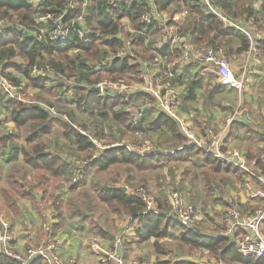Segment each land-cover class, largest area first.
I'll list each match as a JSON object with an SVG mask.
<instances>
[{"label": "trees", "instance_id": "trees-1", "mask_svg": "<svg viewBox=\"0 0 264 264\" xmlns=\"http://www.w3.org/2000/svg\"><path fill=\"white\" fill-rule=\"evenodd\" d=\"M66 2L67 0H52L49 4L36 8L31 0H0V19L16 17L18 23L25 28L9 26L0 31V66L2 70L14 69L24 77L23 80H19L15 75L7 72L5 74L8 78L15 84L22 83V92H27L29 88L50 91L54 97H57L56 103H59L58 89L55 92L53 85L46 88V82H50L51 75L45 70L50 69L56 74L62 73L67 78L75 77V84L70 89L72 90L71 94L67 100L61 101L65 105L69 103L68 105L74 106L79 111L108 116L115 125L123 127L130 134L139 131L166 130L171 134L173 142L165 153L159 152L161 150L149 149L143 151L142 154H137L128 151L125 145H115L117 142L115 139L103 138L100 130L95 128L93 136L87 134L99 140L102 145H107L106 148L101 149L90 141L87 135L82 134V129L71 121L50 115L35 102L23 103L15 99H7L6 105L10 107L9 120L18 132L27 128L29 131L27 140L33 142L30 148L21 147L19 151L22 165L18 171L19 177L23 181L16 180L10 173L7 177V187L0 190L5 206L11 210L13 215H18V200L28 197L29 200L34 201L32 194L34 190L41 189L44 192L47 187L52 190L50 197L53 205L59 215L61 213L63 202L54 196V192L59 190L61 183L67 177L66 170L74 163L67 161L59 152H50L43 142L38 140L39 137L51 133L55 128H58L64 138L67 137L74 145L79 155L81 154V157L87 160L84 166L95 170L105 171L113 165L125 164L129 167L128 170L149 171L160 165L195 161L199 157L201 158L204 190L208 194H212L216 188H219V183L229 182V177L232 174L237 173V179L244 176L241 170L230 165H223L202 149L195 145H188L186 137L179 130L177 121L168 114L156 113L145 125H142L143 118L133 123L130 113L123 109L125 103L120 96L101 95L98 92L90 91L89 89L102 79L126 84L129 80L138 77L141 69L137 64H132L130 57H114L109 60L107 65L98 70H93L89 66L92 63H100L111 54H116L125 44V38L120 39L116 36L119 31L123 32V27L120 22L113 21V15L110 16V20L99 22L97 25L91 23L85 16V24L89 30L87 36L80 37L73 34L69 39L63 41H54L43 36L36 28L35 18L47 16L50 13L58 14ZM172 2L190 3L188 12L192 15L185 31L191 32L190 36L193 38L191 43L194 47L217 48L219 47L216 44L217 37L221 39L232 36L236 32L235 28L225 26L217 16L208 11L200 0H153V4L158 10L165 9L166 5ZM211 3L213 6L219 7L218 9L225 16L235 21H244L253 16L249 6L250 0H218L217 2L211 0ZM262 4L264 6V0H262ZM146 5V0H138L139 8L132 15L133 28L136 30H141L143 25H148L140 22V15L149 10L145 9ZM114 6L115 3L108 8L111 9ZM39 10L40 12H38ZM228 10L229 13H227ZM73 15L74 12L70 11L64 17V22L72 18ZM173 17L174 13H171L169 22L173 21ZM260 25L257 28L263 30L264 33V28ZM27 31H32L34 34ZM181 31L183 32L182 28ZM104 35L106 36L103 37ZM238 40L240 46L237 53L245 52L249 48L248 39L244 34H241ZM102 45L104 49H102ZM256 46L259 55L264 60V39L258 40ZM130 74H134V77ZM3 95L0 90V99ZM137 97L149 98L151 103L154 101L148 94H138ZM47 104L56 105L50 102ZM67 112L73 118V110L69 109ZM233 126L234 124L231 129ZM81 127L86 129L85 125H81ZM12 137V133L0 136V149H5ZM125 137L128 141L132 140L131 135ZM228 138L229 136L226 137L225 143ZM245 154L248 161L253 162L254 168L264 177V151L257 152L247 147ZM30 172L32 185H27L25 181ZM72 172L73 170H71ZM122 187L121 185L96 183L92 191L94 202L103 204L110 215L119 218L127 217L136 222L137 226L139 225L136 233L140 241L154 238L152 245L156 256L155 264H197L182 260L175 262L160 260L167 251L166 245L161 240L168 237L169 233L174 230L179 233V248L184 253L206 250L210 256L224 264H264V256L244 257L236 251L233 244L229 243L228 238L203 235L197 226L194 229L181 226L165 214L169 209L166 200L161 201L156 198L155 211H148L139 194L128 193ZM74 210L80 216L81 221L86 222L95 234L104 238L111 236L110 231L104 229L92 215L81 211L79 207H74ZM262 234H264V223ZM0 264H12V262L8 258L0 256Z\"/></svg>", "mask_w": 264, "mask_h": 264}, {"label": "built area", "instance_id": "built-area-1", "mask_svg": "<svg viewBox=\"0 0 264 264\" xmlns=\"http://www.w3.org/2000/svg\"><path fill=\"white\" fill-rule=\"evenodd\" d=\"M85 1L82 0L81 5L78 4L75 6V0H67L58 14L50 13L47 16H37L35 18L36 28L43 36L54 41L67 40L73 34L80 37L87 36L89 30L85 24ZM107 2L114 4L115 0H107ZM200 2L208 11L217 16L225 26L234 27L246 36L249 41V48L247 49L248 57L258 55L256 42L263 39L264 33L257 28L253 16L244 21H235L225 16L217 7L213 6L211 0H200ZM70 11H73L74 15L64 22V17ZM158 16L155 10L149 9L140 15V22L150 24L153 20H157ZM9 26L25 29L18 23L15 17H4L0 19V30ZM159 27L164 30V36L167 41L180 50L181 54L178 60L201 64L205 70L212 73L215 80L209 78L207 81L210 92L220 84L231 85L237 88L243 85L244 79H237L229 69L222 54V47L213 48L207 46L205 48H196L191 43L192 37L184 35L181 29L174 31L167 30L166 25L163 23ZM130 45L131 41L126 40L124 46L116 54H111L100 61V63H92L89 66L93 70H98L102 66L107 65L109 60L114 57H130L134 62L137 59L129 49ZM168 59L169 57L167 55L157 56L154 59V62L158 61L157 63L162 68L161 73L158 74L152 73L148 69V65L143 64L141 73L138 75L139 81H142L139 86H124L122 83L110 82L106 79H102L94 86L99 88L98 93L101 95L109 94L120 96L125 103L124 109L130 113L133 123L140 120L146 109H150L155 113L162 112L168 114L177 121L179 130L186 137L188 145H195L216 158L223 165L233 166L243 172L244 176L242 177V181L238 183V187L245 194L248 202L255 203L254 205L257 207L253 211H244L240 207L239 201L236 200V196L233 197L230 200L228 208L223 213L220 223L221 230L217 236L228 238L229 243L233 244L236 251L244 257H262L264 256V236L261 233V226L264 223V177L254 168L253 162H248L242 150L235 147H225L223 143L231 123L236 121L240 116H243V114H246V109L243 107L235 108L226 118L225 123L219 127L218 131L213 132L206 129L202 137H195L190 125L185 122L183 117L175 113V108L179 101V93L172 83L173 70L171 67L176 61L169 62ZM45 71L51 75L50 81L58 89L60 102L67 100L72 91L70 89L75 84V77L67 78L62 73L56 74L50 69H46ZM22 89V83H13L0 66V90L4 96L7 99L23 101L20 97ZM138 94H148L154 101L136 107L134 105L136 98L133 97ZM35 103L43 107L50 115L69 121L66 114L59 112L55 106L40 102ZM81 133L87 135L90 141L98 147H102L99 140L83 131ZM127 148L135 150L137 154L149 150V147L140 150L130 144L127 145ZM85 162L76 161L74 163L77 169L74 170L71 177L73 183H77L82 178ZM138 190V194L145 202L147 210L155 211L156 207H154L151 199L146 197L145 192L141 188ZM169 197L170 207L165 214L181 226L193 229L196 219V210L193 205L185 202L182 193L177 190L172 191ZM51 211L50 217L54 219L56 212ZM43 228L46 232L44 237H37L32 229H27L25 232L27 244L22 251H16L10 246L12 241L10 224L0 213V256L9 258L12 264H31L35 260H39L42 264H73L71 259L63 260L60 257L59 249L62 241L58 236L54 235L52 223L46 222ZM239 230L243 231L244 234H241ZM89 247L94 254L98 255L100 264H128L122 255L121 236L119 234L109 246H102L97 241H93L89 244ZM130 264H137V261H133Z\"/></svg>", "mask_w": 264, "mask_h": 264}, {"label": "crops", "instance_id": "crops-1", "mask_svg": "<svg viewBox=\"0 0 264 264\" xmlns=\"http://www.w3.org/2000/svg\"><path fill=\"white\" fill-rule=\"evenodd\" d=\"M146 1H147V6L145 9L155 10L159 16L157 20L152 21L150 24L143 25L141 30L134 29L132 21H131V25H124V23H122L125 15L124 4H122L121 6L115 4V6L110 9L111 12L113 13L111 14L107 12L102 20L104 22L108 21L110 20V16L113 15V21L121 22V25L123 27V32L119 31L116 36L120 39L125 38L126 40H128V36L132 37L131 40L129 39L131 41V45L129 49L131 51L134 50V52L137 54L142 52L139 51V49L142 48V46H144L143 41H146L148 38L151 37L152 39L151 45L147 46L149 52L147 54L148 58L146 60H140L138 58L139 60H134V62L132 60V64H137L141 69V65L143 62V64H145L146 66L148 65L149 67L148 69L152 73L158 74L161 73L162 68L157 63L158 61L154 62V59L157 56L159 57L161 55L162 56L167 55L169 57L168 59L169 62L176 61V63L171 67L173 70L172 83L176 87L179 93V102L177 107L175 108L176 114H178L180 117L182 116L185 119V122H187L189 125L191 123L190 117L196 115L193 123L197 127H200V130L202 131L203 134L204 130L206 129L211 131L214 130L213 132L218 131L219 127H221V124L224 123L226 118L232 113V111L235 108L243 107L246 109L245 110L246 114H243V116H240L236 121L231 123L223 141L224 146L236 147L237 144L241 143V147H238V149L242 150L244 153L246 152L247 147H250L257 152L259 150L264 151V60L263 57L259 55V53L257 56L248 57L247 50L242 53H237V50L240 46L238 38L243 33L236 28H235L236 32L232 36L224 37L221 39L220 37H217L216 44L222 47L223 49L222 54L223 57L225 58V61L227 62V65L229 66V69L232 71V73L237 79L243 78L244 82L240 88L231 85L220 84L215 90H213L214 92L211 91L213 92V94H211V92L208 89L207 81L209 78L214 77L212 73L205 70L201 64L194 62L189 63L178 60L181 54L180 50L175 48L169 41H167V39L164 36V33L162 32V29L159 27V25H162L163 23L164 25H166V28L171 27L175 30L182 28L183 34L186 36H190L191 32L189 30L185 31V27L190 21L192 15L190 12H188L190 3L184 4L181 2H172L166 5L165 9L158 10L156 6L153 4V0H146ZM34 2L37 3L38 1L37 2L34 1ZM126 2H130L131 4L135 5L136 3H138V0H126ZM35 3L32 4L36 8H38L39 6L38 4L40 3L36 5ZM260 5L261 7L263 6L262 0H260ZM88 9H89V3L87 2L86 13H85V16L87 17L89 14ZM106 11H109V9L107 8ZM116 13H118L119 15H117ZM171 13H174V17H173V21L169 22V16ZM260 26L264 28V25H260ZM155 33L160 35V37L158 38V42H156V38L155 40L153 39ZM153 41L156 46L155 45L153 46L152 44ZM192 66L194 68H192ZM8 72L11 73L10 69H8ZM130 76L134 77V74H130ZM16 77L19 78V80L24 79L22 75L20 76L17 75ZM50 82L49 81L46 82V88L52 87L51 86L52 83ZM53 87H54V91L56 92L57 88L55 86ZM133 98H136V100L141 99L138 98L137 96ZM6 101L7 98L3 95V97L0 99V102H3V107L5 108L4 111L5 116L9 119L10 107L6 105ZM148 110L150 111V113L148 114L153 113L154 114L153 116L156 115V113L153 112L152 110L146 109L144 110L140 120L143 118L145 112ZM8 119L7 121L5 120L1 121L2 124L7 127L3 128L0 125V132H1L0 136L6 133L8 134L12 133L11 128L12 126L14 127V125ZM232 124H234V126L231 129ZM208 125H210V127H214L215 129L207 128ZM190 127L193 132L194 131L193 126L190 125ZM227 136H229V138L227 140V143H225V139ZM129 144L131 146H134L132 143L129 142L115 143V145H125L126 148L127 145ZM106 147L107 145H102L101 149H104ZM127 150L136 153L135 150L133 149L127 148ZM49 151L53 152L52 150ZM159 152L165 153L163 151H159ZM0 153L2 154V156L6 157L5 161L2 162L3 165L2 168H0V170L2 169L3 171V174L4 172L6 174L5 184H3L4 182L3 183L1 182L0 184V190H1V188L7 187L8 184L7 177L10 173L14 175V178L16 180L18 181H23V180L20 179L19 175L18 177L15 176L14 172H11L10 170V169L14 170V168L19 170L20 167L17 166H20L22 164V157L19 154V151L16 150L15 146L13 147L11 146V141L8 142V145L5 149H0ZM1 154H0V159L2 158ZM60 155L62 157H66L61 153ZM66 159L67 161L71 162L69 158ZM14 162H17L16 166H13ZM236 174L237 173L232 174L229 177V182H221V183H224L225 185L224 189L226 196H228V198L231 197V199L236 196V200H238L241 205L240 207L245 211V208H247V206H252L255 203L250 201L248 202L245 194L238 187V183L242 181V178L237 179ZM2 175H0V178L2 177ZM27 179H30L29 175L27 176ZM25 182L29 184L27 180ZM221 183H219V188ZM45 190L46 192L45 191L43 192V190L41 189H35L34 192L32 193L34 197V201L29 200L28 197L18 200L17 201L18 215H13L11 210L5 206L2 197L0 195V213L10 224V230L12 236V241L10 243V246L12 249L16 251H22L24 249L25 245L27 244L25 238L26 228L32 229L37 235V237H44L46 232L43 228V225L46 224V222H48V223H52L54 235L58 236L62 241L61 247L59 249L60 257L63 260L71 259L73 261V264H100L98 261V256L94 254L89 248V244H88L89 239L94 236H96L97 238L99 237V241L102 244H104L105 246H109L110 243L116 237H118V234L121 236L122 255L126 262H129L127 261V259H130L133 253H139L141 258L144 259L143 263L141 264L156 263V256L154 252V247L152 245L154 242V238H150L149 240H145V241H140L137 238V233H136V229L138 228L139 225L137 226L136 222H133L130 218L127 217L119 218L115 215L109 214V218L113 219V223L115 224L113 229H110L111 225L106 226L104 224L107 221V216H106L104 221L101 220L102 221L101 225L103 226L104 229L110 231L111 236L108 238H104L98 234H95V232L89 228L86 222L81 221L80 216L78 215V213L75 212L74 208L70 205L69 202H68V208H63L61 210L60 215L59 212L57 211V215L55 216V218L51 219L50 213L52 212L51 211L52 206L49 209V203L53 205V202L49 198L50 197V193L48 194L49 187H47ZM218 190L216 188L213 191V193ZM57 192L59 197L61 198V201L64 202L70 193L75 192V188L68 190V188L61 186L59 188V191ZM48 199L50 200V202L48 201ZM165 200L166 199H162V201ZM166 202L168 203L167 200ZM224 202L226 203V199H224ZM256 207L257 206L254 205L252 209L249 211H253L254 208ZM217 208L219 207L217 206ZM83 212H85L86 214H90L84 210ZM96 220H98V218ZM197 220H200L199 215L197 217ZM211 221L215 227V228L214 227L211 228H214V230L208 231L204 229L202 234L210 237H218L217 236L218 227L216 226L217 219L211 216ZM262 231H263V224L261 226V232ZM173 232H177V233L173 234ZM239 232L241 234H244L243 231L241 230H239ZM171 235H177L178 246H179V233L177 230L171 231L168 237L164 238L161 241L166 245V247H168L166 241L169 240ZM144 247L147 248L146 251H144ZM149 249H151V253L149 252ZM148 252L150 256L147 259ZM180 252L181 251H179V253ZM129 254H131L130 257L128 256ZM211 258H212L211 260L214 259L217 262L216 264H224L220 260H216L213 257ZM160 260L168 261L167 258H161ZM177 260L190 261V262H195L197 264H209L207 262L206 263L197 262L195 259L194 260L188 259L186 257H180L175 261ZM33 263L42 264V262H40L39 260H35L31 264Z\"/></svg>", "mask_w": 264, "mask_h": 264}, {"label": "rangeland", "instance_id": "rangeland-1", "mask_svg": "<svg viewBox=\"0 0 264 264\" xmlns=\"http://www.w3.org/2000/svg\"><path fill=\"white\" fill-rule=\"evenodd\" d=\"M34 1L36 2L38 1V2L35 3ZM51 1L52 0H31V2L35 3V5L40 3L38 4L40 8L46 4H49ZM214 1L217 2L218 0H214ZM85 2L86 4L87 2L89 3L88 18L91 21V23H93L94 25L95 24L97 25L99 22H101L104 18V15L107 12L111 14L113 13L108 8L111 4H108L107 0H86ZM81 3L82 1L78 2L77 0H75V6H77L78 4L81 5ZM115 4H117L118 6H121L122 4H124L125 15H124V20L122 21V23H124V25H131L132 15L139 8L138 3L133 5L130 2H126V0H115ZM249 6L252 9V12H253L252 15L255 19L256 25L258 26L260 24L261 25L264 24V6L261 7L260 0H250ZM107 8L109 9V11H106ZM38 12H40V10ZM227 13H229V10L227 11ZM116 14L119 15L118 13ZM15 19L18 21L16 17ZM167 30L174 31L175 29L171 27H167ZM260 31L263 32V30L261 29ZM27 32L30 34H33L32 31H27ZM162 32L164 33V30H162ZM105 36L106 35H104L103 37ZM159 37L160 35L155 33L153 39L155 40L156 38V42H158ZM131 38L132 37L128 36V40L129 39L131 40ZM151 42H152L151 37L148 38L146 41H143L144 46H142L143 49L142 48L139 49V51H142L139 54L135 53L134 50H132L137 60L139 59L146 60L148 58L147 54L149 52H148L147 46L151 45ZM152 44L153 46L155 45L154 41ZM101 47L102 49H104L103 45ZM141 67L143 68V62H142ZM192 68L194 67L192 66ZM10 71L12 75H15V76L21 75L17 73L14 69L13 71L10 69ZM38 71L40 72V70ZM4 72L7 73L8 70ZM212 79L215 80L214 77H212ZM141 82L142 81H139L138 77H135L134 79L129 80L128 83L126 84L122 83V84L124 86L126 85L139 86L141 85ZM213 92H211V94H213ZM20 97L23 100L21 101L23 103L40 102V103L47 104L48 102H50V103L56 104L55 107L59 110V112L65 113L66 116L68 115L67 118L69 121H71V123L76 124L78 128L82 129L83 132L88 133L92 136L95 133V128H98L100 132L102 133V137L105 139H115L117 142H124V143L129 142V143H132L134 146L138 147L140 150H143L149 147V149H157V150H161L164 152L170 149V145L173 142L171 134L166 130H162L159 132L139 131L134 134H130L123 127L119 125H115L110 119V117L108 116L105 117L100 114H90L87 112H82V111L75 109L74 106L65 105L64 103L60 101L59 103H56L57 101L56 97H54L50 91H47L45 89L29 88L27 92L20 93ZM149 103H151L149 98H143V99L136 100V102H134V105L136 107H139L141 105L149 104ZM69 109L73 110V118H71L67 112ZM4 111H5V108L3 107V102H0V122L3 120L7 121L8 119L5 116ZM148 113H150L149 110L146 111L145 115L143 116L142 125H145L154 115L153 113L152 114H148ZM195 117L196 115L190 117V122H191L190 125L193 126L194 136L200 138L203 136V134H202V131L200 130V127H197L193 123ZM223 124H221V126ZM0 125L3 128L7 127V126H4L2 122L0 123ZM81 125H85L86 129H83ZM207 128L215 129L214 127H210V125H208ZM11 130L13 134V137H12L13 140L12 139L10 140L11 146L12 147L15 146L17 151H20L21 147L30 148L32 146L33 142L27 140V137L29 134V131L27 128H23L22 131L18 132L16 128L12 126ZM128 135L132 136L131 141H128L126 139L125 136H128ZM38 140L42 141L44 146L48 150L59 152L65 155L66 156L65 158H69L71 161H73V163H75L76 161H80V162L87 161L86 159H83L81 157V154L79 155L78 151L75 149L74 145L70 142V140L67 137L64 138V136L62 135V133L60 132L58 128H55L49 134L42 135L41 137H39ZM236 147L237 148L241 147V143L237 144ZM1 157L2 158L0 159V168H2L3 166L2 162H4L6 159V157L2 156V154H1ZM16 165H17V162H14L13 166H16ZM21 165L17 167H21ZM70 169L73 170L74 172V170H76L77 168L75 164L70 165V167L66 170L67 177L61 183V186L68 188V190L75 188V192L70 193L67 196V199L62 204L61 210L63 208H68V202H69L73 208L79 207L81 211L84 210L90 213V215H92L93 218H96V219L98 218L100 223H102V221H104L105 217L107 216V221L104 224L106 226L111 225L110 229H113L115 224L113 223V219L109 218V213H108L109 211L105 208L103 204L94 202L95 200L92 195V191L96 183L121 185L123 186V188H125V191H127L128 193L131 192V193H137V194L139 193L138 189L141 188L142 191L145 192L146 197L151 199V201L154 204V207H156V201H157L156 198L161 201L162 199H166L168 201V206L170 207V204H169L170 193L172 191L177 190L182 193L185 202L192 204L193 207L195 208L196 219L194 222V227L197 226L199 228L200 233H202L204 229L208 231L214 230L215 227H214V224H212L211 216L217 219L216 226L218 227L217 232L219 233V231L221 230L220 223H221L223 213L228 208L230 200H231V197L228 198V196H226L225 194L224 183H221L220 188H217V190L218 189L219 190L212 194H208L204 190V181L201 175V169H202L201 158L199 157L195 161L192 160L190 162H184V163H173V164L160 165L154 170H149V171H136V170H131V169L128 170L129 167L125 164L113 165L105 171H100L97 169L95 170L87 166L85 167L83 165V175H82V178L77 183H73L71 181L73 172L71 173ZM10 170L11 172H14L15 176L18 177L19 175L18 169L14 168V170L13 169H10ZM2 174H3V171L1 169L0 175ZM5 175L6 174L4 172V174L0 178V184L1 182L2 183L4 182L3 184H5L6 182ZM29 176H30V179H26L29 183L27 185H32L31 172L29 173ZM57 191L54 192V196L57 197L59 201H61V198L59 197ZM49 193H52L51 189H49L48 194ZM49 198L52 201V198L51 197ZM224 199H226V203L224 202ZM50 200L48 199L49 202ZM89 200H91V202H89ZM51 206H52L51 210L55 211L57 215L58 210L51 203H49V209ZM217 206L219 208H217ZM253 206L254 204L252 206H247L245 210H251ZM198 215L200 217V220H197ZM211 227H214V228H211ZM26 230L27 228L25 229V232ZM174 233H177V232H173V234ZM25 238H26V234H25ZM93 241H97L102 246H105L99 241V237L98 238L96 236L91 237L88 241V244H90ZM166 242L168 244V247H167L168 249L166 253L164 254V256H162L161 258H167L169 262H174L176 259L180 257H186L188 259H193V260L195 259L197 262H201V263H206V262L209 264L217 263L214 259L211 260L212 256H210V254L206 250H195L193 252H187V253L182 252L178 246L177 235H171L169 240H167ZM26 243H27V239H26ZM146 250L147 248L144 247V251ZM179 251L181 252L179 253ZM149 252L151 253V249H149ZM149 252L147 254V259L150 256ZM128 256L130 257L131 254H129ZM143 260L144 259L141 258L139 253H133L132 257H130V259H127V261L129 262H126V261L125 262L130 264V263H133V261H137V264L138 263L141 264L143 263Z\"/></svg>", "mask_w": 264, "mask_h": 264}, {"label": "water", "instance_id": "water-1", "mask_svg": "<svg viewBox=\"0 0 264 264\" xmlns=\"http://www.w3.org/2000/svg\"><path fill=\"white\" fill-rule=\"evenodd\" d=\"M90 91H95V92H98L99 91V88L97 86H92L90 89ZM123 190H125V188L122 187Z\"/></svg>", "mask_w": 264, "mask_h": 264}]
</instances>
